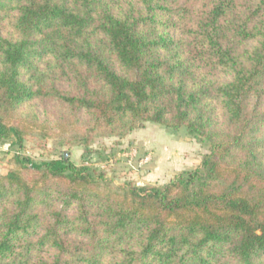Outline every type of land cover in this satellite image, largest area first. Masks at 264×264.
I'll list each match as a JSON object with an SVG mask.
<instances>
[{
    "label": "trees",
    "instance_id": "16d2710c",
    "mask_svg": "<svg viewBox=\"0 0 264 264\" xmlns=\"http://www.w3.org/2000/svg\"><path fill=\"white\" fill-rule=\"evenodd\" d=\"M145 123L208 147L164 185L103 190L21 155ZM0 264H264V0H0Z\"/></svg>",
    "mask_w": 264,
    "mask_h": 264
},
{
    "label": "rangeland",
    "instance_id": "374dc122",
    "mask_svg": "<svg viewBox=\"0 0 264 264\" xmlns=\"http://www.w3.org/2000/svg\"><path fill=\"white\" fill-rule=\"evenodd\" d=\"M37 139L28 137L21 155L34 162L57 160L62 155L77 166L87 165L103 190L115 191L124 184L136 186L164 185L183 171L197 168L209 153L182 129L172 132L152 123H145L125 137L98 136L86 147L81 143L62 145L58 139H49L45 147L36 145ZM17 147L9 144L0 147V175L18 169L14 160Z\"/></svg>",
    "mask_w": 264,
    "mask_h": 264
},
{
    "label": "water",
    "instance_id": "95a60500",
    "mask_svg": "<svg viewBox=\"0 0 264 264\" xmlns=\"http://www.w3.org/2000/svg\"><path fill=\"white\" fill-rule=\"evenodd\" d=\"M67 156H68V155H66V156H64V157L68 158Z\"/></svg>",
    "mask_w": 264,
    "mask_h": 264
}]
</instances>
